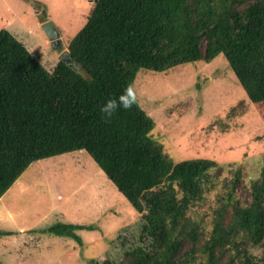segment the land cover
<instances>
[{
    "label": "trees",
    "instance_id": "1",
    "mask_svg": "<svg viewBox=\"0 0 264 264\" xmlns=\"http://www.w3.org/2000/svg\"><path fill=\"white\" fill-rule=\"evenodd\" d=\"M34 1L27 0L46 19L43 4ZM90 1L84 25L67 43L70 61L59 58L51 69L26 48L27 27L18 36L0 30V196L31 163L85 150L137 210L145 209L141 229L149 244L138 246L126 264H191L179 262L182 237L162 194L142 204L141 196L167 177L183 188L187 207L199 194L195 181L213 163L174 162L152 137L153 118L137 100L125 109L119 98L133 89L139 69L159 72L222 53L249 100L264 102V0ZM109 102L118 105L111 118L102 111ZM250 186L251 201L234 209L229 229L221 219L214 222L200 264H218L215 248L231 231H242L263 252L255 259L245 251L242 264H264V170ZM71 227L84 228L69 223L47 231L70 235Z\"/></svg>",
    "mask_w": 264,
    "mask_h": 264
},
{
    "label": "rangeland",
    "instance_id": "2",
    "mask_svg": "<svg viewBox=\"0 0 264 264\" xmlns=\"http://www.w3.org/2000/svg\"><path fill=\"white\" fill-rule=\"evenodd\" d=\"M35 1L43 4L39 9H45L46 19L40 20L27 0H0V30L18 36L27 27L31 38L24 42L26 48L51 69L61 52L46 46L40 24L50 20L67 49L92 1ZM132 86L155 122L152 137L174 162L201 158L213 163L195 181L199 194L187 207L182 206L183 188L167 177L141 196L142 204L153 193L162 194L164 206L174 212L170 223L182 237L179 262L200 264L214 222L221 219L228 230L234 209L251 201L250 182L262 179L264 102L249 100L222 53L159 72L139 69ZM164 185L169 188L163 196ZM228 193L234 195L231 202ZM180 208L184 213L178 219ZM142 209L117 190L85 150L35 161L0 196V264H126L138 246L149 244L141 229ZM69 223L84 228L71 227L70 235L47 231ZM249 250L255 259L263 255L242 231H231L215 254L218 264H242Z\"/></svg>",
    "mask_w": 264,
    "mask_h": 264
},
{
    "label": "water",
    "instance_id": "3",
    "mask_svg": "<svg viewBox=\"0 0 264 264\" xmlns=\"http://www.w3.org/2000/svg\"><path fill=\"white\" fill-rule=\"evenodd\" d=\"M40 26L46 34L50 48L55 52H61L59 54L61 59L70 61V58L68 57V49L63 48V41L53 24L49 20H45L40 24Z\"/></svg>",
    "mask_w": 264,
    "mask_h": 264
},
{
    "label": "clouds",
    "instance_id": "4",
    "mask_svg": "<svg viewBox=\"0 0 264 264\" xmlns=\"http://www.w3.org/2000/svg\"><path fill=\"white\" fill-rule=\"evenodd\" d=\"M119 100L125 109L130 108L136 102V95L131 86L125 90V93L120 96ZM117 107L118 105L115 102H109L103 107L102 111L108 118H111L113 111Z\"/></svg>",
    "mask_w": 264,
    "mask_h": 264
},
{
    "label": "crops",
    "instance_id": "5",
    "mask_svg": "<svg viewBox=\"0 0 264 264\" xmlns=\"http://www.w3.org/2000/svg\"><path fill=\"white\" fill-rule=\"evenodd\" d=\"M54 4V3H53Z\"/></svg>",
    "mask_w": 264,
    "mask_h": 264
}]
</instances>
